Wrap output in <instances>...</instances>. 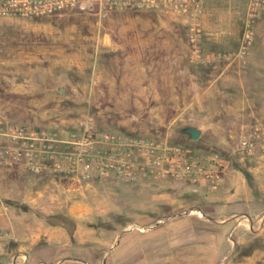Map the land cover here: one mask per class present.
Segmentation results:
<instances>
[{"label": "rangeland", "instance_id": "rangeland-1", "mask_svg": "<svg viewBox=\"0 0 264 264\" xmlns=\"http://www.w3.org/2000/svg\"><path fill=\"white\" fill-rule=\"evenodd\" d=\"M203 10L208 43L221 32L240 43L246 11L235 18L234 0H204ZM137 14L0 18V120L55 131L60 139L91 122L101 131L221 153L230 163L225 185L212 192L162 179L76 184L61 175L14 174L0 178L7 209L0 206V218L31 224L41 238L26 244L39 252L63 245L48 235L65 233L75 238L78 256L92 254L95 264H264V160L259 172L258 160L235 155L244 127L264 120V14L244 63L207 66L189 61L186 18L165 14L178 27L186 91L134 93L141 79L130 70ZM186 126L203 134L191 141L181 134ZM1 241L0 249L19 250L13 239Z\"/></svg>", "mask_w": 264, "mask_h": 264}, {"label": "built area", "instance_id": "built-area-1", "mask_svg": "<svg viewBox=\"0 0 264 264\" xmlns=\"http://www.w3.org/2000/svg\"><path fill=\"white\" fill-rule=\"evenodd\" d=\"M203 4L204 0H0V18H39L62 13L102 16L111 12L182 15L187 20L191 64L244 63L254 44L255 25L264 14V0H248L239 47L229 53L204 49ZM235 155L243 162L264 160V120L244 127ZM229 164L221 153L198 152L168 140L101 131L91 122L60 139L55 131L0 120V167H16L33 176L61 175L76 184L162 179L203 184L215 192L225 185Z\"/></svg>", "mask_w": 264, "mask_h": 264}, {"label": "crops", "instance_id": "crops-1", "mask_svg": "<svg viewBox=\"0 0 264 264\" xmlns=\"http://www.w3.org/2000/svg\"><path fill=\"white\" fill-rule=\"evenodd\" d=\"M247 6L248 0H234L235 18H238V10L245 13ZM137 13V15L132 16L134 19L131 26L134 53L131 62L133 70H130L133 74L139 75L141 79L134 81L132 90L134 93H182V90L186 91V86L182 88L180 85L183 80L181 79L182 76L185 81L187 79L184 72L185 61L180 55V50L177 49L179 47L176 30L178 27L166 23V16L163 13ZM243 17L246 18V13ZM150 19L154 21V24L144 25L145 23H152ZM234 21L235 19L230 23L233 25ZM218 35L217 38L211 39L214 44L208 43L209 41L204 39L203 47L206 51L229 53L238 49L239 44L232 41L234 37L227 38L223 32ZM128 64L126 61L127 67ZM126 71L129 70L126 69ZM261 160H258L259 169H257L259 172H262L260 168H263L260 164ZM14 174L21 177L30 175L16 167H0V178H9ZM0 206L1 209L7 210L2 204ZM0 233L1 242H8L11 238L17 243V247L19 245V250L0 249V264H95L97 261V257L92 254L89 255L88 260H82L78 256L80 252L74 246L75 238H70L65 233H61L58 237L48 235L49 241L54 240V242H62L63 244L54 247L51 251L39 252L33 249L34 245L27 246V241L34 244L41 238V235L38 238L31 228V224L29 225L24 218L12 219L9 215L7 218H0ZM5 233H8L9 236H3ZM124 238L121 239L118 248L123 244ZM255 254L257 251L252 256H248L247 262H252Z\"/></svg>", "mask_w": 264, "mask_h": 264}, {"label": "water", "instance_id": "water-1", "mask_svg": "<svg viewBox=\"0 0 264 264\" xmlns=\"http://www.w3.org/2000/svg\"><path fill=\"white\" fill-rule=\"evenodd\" d=\"M181 134L188 136L191 141H197L200 138V136L203 134V131L193 126H186L181 129Z\"/></svg>", "mask_w": 264, "mask_h": 264}]
</instances>
